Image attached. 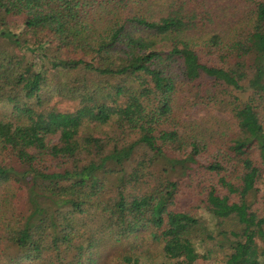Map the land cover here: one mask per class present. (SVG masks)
I'll return each mask as SVG.
<instances>
[{
    "label": "trees",
    "instance_id": "obj_1",
    "mask_svg": "<svg viewBox=\"0 0 264 264\" xmlns=\"http://www.w3.org/2000/svg\"><path fill=\"white\" fill-rule=\"evenodd\" d=\"M216 253L264 264V0H0V264Z\"/></svg>",
    "mask_w": 264,
    "mask_h": 264
},
{
    "label": "rangeland",
    "instance_id": "obj_2",
    "mask_svg": "<svg viewBox=\"0 0 264 264\" xmlns=\"http://www.w3.org/2000/svg\"><path fill=\"white\" fill-rule=\"evenodd\" d=\"M212 1L215 2L217 4V6H220L222 4V0H212ZM18 29L19 28H16L15 30H18ZM20 37H21V41H23L28 46L33 45L34 38L32 35L22 34V35H20ZM62 103H61L62 104L61 106H65V107L70 106V104H68V103H64V102H62ZM146 247H150V246H146ZM221 261H222V256L219 253H216V254H214L213 258L207 259V260H203V259L199 260L196 262V264H221ZM104 262H105V260H104ZM106 262H107V264H117L118 263L117 260H114V258H110ZM106 262H105V264H106ZM27 264H34V263L28 262Z\"/></svg>",
    "mask_w": 264,
    "mask_h": 264
}]
</instances>
